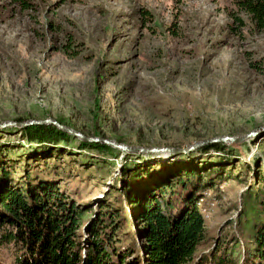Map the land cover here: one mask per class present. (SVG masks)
Wrapping results in <instances>:
<instances>
[{"label":"rangeland","instance_id":"1","mask_svg":"<svg viewBox=\"0 0 264 264\" xmlns=\"http://www.w3.org/2000/svg\"><path fill=\"white\" fill-rule=\"evenodd\" d=\"M26 2L23 10L0 0V124L50 119L84 137L185 152L121 150L117 159L101 158L78 151L75 141L39 146L8 126L0 128V144L15 160L13 175L32 150L52 148L60 186L77 190L93 210L104 192L112 193L124 163L177 162L193 152L199 167L231 161L227 180L203 190L196 206L210 240L234 233L242 192L253 187L242 165L264 162V29L256 30L230 0ZM67 41L71 49L63 53ZM253 131L238 144L217 142L237 149L233 159L195 153L209 143L186 151Z\"/></svg>","mask_w":264,"mask_h":264},{"label":"trees","instance_id":"2","mask_svg":"<svg viewBox=\"0 0 264 264\" xmlns=\"http://www.w3.org/2000/svg\"><path fill=\"white\" fill-rule=\"evenodd\" d=\"M14 1L28 9L26 0ZM230 1L256 30L264 29V0ZM234 19L236 29L242 27ZM61 48L67 53L70 41ZM16 130L39 146L75 141L78 151L101 158L117 159L121 152L103 143L78 142L53 125ZM196 151L238 156L237 149L217 142ZM193 153L180 154L177 162L124 163L112 193L104 192L92 210L90 203H81L77 190L71 194L60 186L59 154L52 148L32 150L14 176L15 160L6 159L12 153L0 144V264H264V162L242 165L253 187L248 185L240 197L235 234H220L213 242L196 201L203 190L227 180L225 166L234 164L199 167ZM207 239L210 243L198 251Z\"/></svg>","mask_w":264,"mask_h":264},{"label":"water","instance_id":"3","mask_svg":"<svg viewBox=\"0 0 264 264\" xmlns=\"http://www.w3.org/2000/svg\"><path fill=\"white\" fill-rule=\"evenodd\" d=\"M52 124L54 125L57 129L59 130H62L63 132H66L67 134L77 138V139H80V140H83V141H86V142H101L103 144H106L108 146H111L112 148H115V149H119V150H122V151H125V152H134V153H137V152H140V153H147V152H160V151H165V152H169V153H178V152H185V150H171L170 148H164V150H153V149H150V150H142V149H134V148H130V147H126V146H120V145H117L116 143H113L111 141H107V140H102V139H99V138H89V137H84L78 133H76L75 131L67 128V127H64V126H61L59 124H57L56 122H54L53 120H50V119H45L43 121H36V122H32V121H29V122H26V123H23V124H14V123H9V122H4L2 124H0V128L4 127V126H8V125H14L16 127H19V126H24V125H27V124ZM256 132H252V133H249V134H246L242 137H217L215 139H212V140H207V141H203L201 143H195L194 145H192L190 148L186 149L189 150L191 148H194V147H197V146H200L202 145L203 143H214V142H224V143H230V144H238V143H241L243 142L244 140L246 139H249L251 137H253L255 135ZM260 133H264V127H262L260 129Z\"/></svg>","mask_w":264,"mask_h":264},{"label":"bare ground","instance_id":"4","mask_svg":"<svg viewBox=\"0 0 264 264\" xmlns=\"http://www.w3.org/2000/svg\"><path fill=\"white\" fill-rule=\"evenodd\" d=\"M32 122H36V120H31ZM40 121H43V120H40ZM27 122H29V121H27ZM9 123H14V124H23V123H26V122H17V121H14V122H9ZM57 123V122H56ZM2 124V123H1ZM58 124V123H57ZM29 125H46V124H34V123H32V124H27V125H24V126H19V127H17V128H22V127H25V126H29ZM52 125V124H51ZM60 125V124H59ZM8 126H14V125H8ZM8 126H4V127H2V128H5V127H8ZM54 126V125H53ZM62 126V125H61ZM62 131V130H61ZM66 133V132H65ZM75 138V137H74ZM77 139V138H76ZM78 140H80V139H78ZM81 141H83V140H81ZM83 142H86V141H83ZM111 142H113V141H111ZM113 143H115V142H113ZM118 145V144H117ZM120 146H125L124 144H119ZM126 147H128V146H126ZM191 147V146H190ZM189 147V148H190ZM138 148V147H137ZM167 148H170V147H167ZM161 149V148H160ZM147 154V153H146ZM145 154V155H146ZM144 155V154H143Z\"/></svg>","mask_w":264,"mask_h":264}]
</instances>
